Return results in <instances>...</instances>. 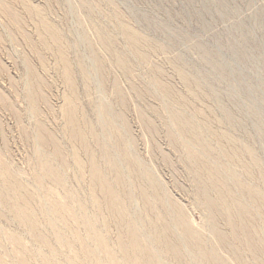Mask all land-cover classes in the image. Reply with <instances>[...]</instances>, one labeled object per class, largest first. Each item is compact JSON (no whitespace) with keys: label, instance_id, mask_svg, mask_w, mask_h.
Instances as JSON below:
<instances>
[{"label":"rangeland","instance_id":"rangeland-1","mask_svg":"<svg viewBox=\"0 0 264 264\" xmlns=\"http://www.w3.org/2000/svg\"><path fill=\"white\" fill-rule=\"evenodd\" d=\"M123 26L140 35L138 46ZM67 101L85 144L69 132ZM202 163L247 209L259 252L244 241L241 215L214 221ZM0 165V264H110L92 240L99 232L123 259L127 226L112 216L94 167L156 264H215L197 256L183 221L215 260L264 264V0H0ZM11 198L35 214L36 233ZM214 227L226 246L215 248Z\"/></svg>","mask_w":264,"mask_h":264},{"label":"bare ground","instance_id":"bare-ground-1","mask_svg":"<svg viewBox=\"0 0 264 264\" xmlns=\"http://www.w3.org/2000/svg\"><path fill=\"white\" fill-rule=\"evenodd\" d=\"M46 27H48V25H46ZM123 30L126 33L127 38L130 40V42L132 44H134V46H138V44L142 41V38L140 37L139 34H137L135 31L131 30L130 28L123 26ZM144 40V39H143ZM142 45V44H141ZM64 58V57H63ZM145 59V58H144ZM147 60V59H146ZM65 116L67 119V125H68V129L69 132L71 134V136H73L74 138H78L81 140V142H83L84 144L86 143L85 141V133H81V131L79 132L76 128L77 125V117H76V108L73 105L72 102L67 101L66 102V106H65ZM176 119V118H175ZM178 120V119H177ZM43 127V126H42ZM41 127V128H42ZM67 127V126H66ZM42 130L45 133H50L49 131H47L44 127L42 128ZM114 130V129H113ZM68 131V130H67ZM52 134H50L51 137ZM53 137V136H52ZM43 138L42 141H44L46 138L43 136L41 137ZM72 138V137H71ZM73 138V139H74ZM54 139V138H53ZM51 140V139H50ZM78 141V140H76ZM44 142H47L46 140ZM207 148V147H206ZM205 149V147H204ZM57 153L60 155L61 150L60 147L57 146ZM56 153V154H57ZM193 153V152H192ZM194 154V153H193ZM58 156V155H57ZM56 156V157H57ZM190 156V155H189ZM193 156V155H192ZM191 156V157H192ZM61 157V156H60ZM59 157V158H60ZM195 157H200V156H195ZM92 158V157H91ZM201 158V157H200ZM197 159V158H196ZM202 159V158H201ZM192 160V159H191ZM46 162V161H45ZM203 162V161H202ZM79 163V161H78ZM195 163V162H194ZM201 162H199L198 164H200ZM2 164V163H1ZM46 164V163H45ZM80 164V163H79ZM4 165V164H3ZM47 165V164H46ZM202 167L201 169L203 170L205 176H206V184H207V190H211L215 195L216 198L214 200L212 199H208L206 201L207 206H208V210L210 212V214L212 215L214 221H216V219L220 218V216L223 214H229L232 216L238 215V216H242V220L241 218H238L237 221L238 223H236V220L234 221V224H238L239 227L242 229V236L244 238L245 243L249 246V248H251L253 251L255 252H259L260 251V244L259 242H257L255 235L253 234L249 224L247 222H244L243 219L248 217V213H247V209L240 204V202H231L230 201V197L232 196L231 193L225 189V182L222 179V176L220 174V172L217 169H213L212 167H208L207 165H204V163L201 164ZM1 166V165H0ZM79 166V165H78ZM93 166V165H92ZM4 170L6 171V173L9 175V177L11 178L13 184L15 186L21 187L22 183L20 184V182H17V180L14 178V176L12 175V173H9V170L5 167L4 165ZM2 169V168H1ZM0 169V170H1ZM47 169V167H46ZM48 172V171H47ZM51 176H53L54 178L58 179L57 176V172H55L53 169H49L48 172ZM103 176V175H102ZM101 176V172L98 168L94 167L93 169V177L95 179V183L98 187L101 188L102 192L108 196L109 198V206H110V212L112 213V216L115 218H119V221L126 225V232L123 234L124 236H126L124 238V236H122L120 238V242H119V247L120 250L122 252L123 255V259H119L118 257H116L114 254H112L108 248V242L105 236H103L100 232L99 233H95L93 234L92 240H96L100 246L101 249L104 253L108 254V261L110 264H156V252L151 250L145 243V241L142 239L137 224L135 222H128L126 220V212L123 211V218H120L121 212L118 211V207H117V203H118V199L116 196L112 195V190H111V186L108 184V182L102 178ZM40 177V176H39ZM43 178V177H40ZM202 179V178H201ZM9 180V179H8ZM204 180V181H205ZM203 182V181H202ZM205 183V182H204ZM241 186V183L238 182ZM237 183V185H238ZM21 185V186H20ZM12 186V184L10 185V187ZM236 186V185H235ZM239 186V185H238ZM244 186V185H243ZM9 187V186H8ZM14 188V186H12ZM248 187V186H247ZM16 188V187H15ZM25 188V186H24ZM205 188V187H204ZM9 189V188H8ZM241 189V187H240ZM248 189V188H247ZM19 190V189H18ZM97 190V189H96ZM10 190H8L9 192ZM11 191L13 192V189H11ZM20 191V190H19ZM244 191V190H243ZM242 191V192H243ZM247 192V190H246ZM250 192H252V190H250ZM11 193V192H10ZM9 193V195H10ZM14 193V192H13ZM17 193V192H15ZM14 193V195H16ZM241 193V192H240ZM242 194V193H241ZM246 194V193H245ZM231 195V196H230ZM247 195V194H246ZM234 196V194H233ZM244 196V195H243ZM252 196V193H251ZM16 197V196H15ZM5 198V197H4ZM106 198V197H104ZM209 198V197H208ZM233 198V197H232ZM236 199V197H234ZM248 198V197H247ZM14 199V198H13ZM18 199V197H17ZM7 200V199H6ZM19 200V199H18ZM234 200V199H232ZM16 201V200H15ZM15 201L11 200L8 202V204L11 206V208L13 210H15L17 218L23 222L24 224H26L34 233H36L38 231V220L35 216V214L33 212L30 211V209L27 206V203H23L24 205L22 206L21 203H16ZM95 206L99 209L101 208V202H99L98 199L93 200ZM108 203V202H107ZM9 206V207H10ZM63 206H60L58 204L54 205V210L57 212V214H60L61 212L63 213L62 208ZM11 209V210H12ZM12 210V212H13ZM53 210V209H52ZM65 210V209H63ZM249 211V210H248ZM65 212V211H64ZM55 213V212H54ZM222 216V218H223ZM240 216V217H241ZM225 217V216H224ZM229 218V217H228ZM83 219V217H82ZM235 219V218H233ZM84 222L85 224L88 225V223H90V221L88 220V217L84 216ZM229 220L232 219L230 218ZM249 220V219H248ZM137 222V221H136ZM230 222V221H229ZM83 223V222H82ZM182 226H184V233L188 236L189 240H191V243L193 246V250L197 253V256H199V258L201 257L202 259H208L211 258L215 264H224L223 262H221L218 258L215 260L216 257H219L218 255L212 254V250H210V248L208 249V247L204 244L203 242V238L200 234L199 231L195 230L194 228H191L190 225L188 224V222H181ZM230 224V223H229ZM251 224V223H250ZM232 225V224H231ZM90 226V225H89ZM238 227V230H239ZM264 227V226H263ZM233 228H235V226L233 225ZM231 229V228H230ZM213 238H214V242H215V248H220L221 246H226L227 243V237L223 234H221L218 229L216 227H214L213 229ZM170 231V230H169ZM264 232V230H263ZM161 231L156 232L157 236L161 239V241L163 242V247L165 246L167 248V252H170L171 254H174L176 257H182L180 254V251L176 248L175 243L172 241L171 235L167 234L162 237L163 235H160ZM257 235V233H255ZM156 236V235H155ZM156 236V237H157ZM14 237V236H13ZM234 237V236H232ZM19 238V237H18ZM18 238H14V242L16 241L17 243L19 242ZM242 238V239H243ZM160 241V240H159ZM22 243V241H20ZM19 242V243H20ZM18 243V244H19ZM81 246H82V251L84 252L85 256H87L89 259H91L93 262H96V260L99 258L98 255V251L94 250L93 248H90L89 245L82 239H80ZM71 244V243H70ZM245 244V245H246ZM21 245V244H20ZM21 247V246H19ZM23 248V247H22ZM21 248V249H22ZM214 248V249H215ZM23 250V249H22ZM26 249H24V253L27 257H33V255L28 251H26ZM221 250V249H220ZM262 250V249H261ZM263 251V250H262ZM195 253V254H196ZM218 254V253H217ZM259 254V253H258ZM257 255V254H256ZM25 257V256H23ZM22 257V258H23ZM256 257V256H255ZM25 259V258H24ZM178 259V258H176ZM234 259V258H233ZM23 260V259H22ZM21 260V261H22ZM28 259H25L23 261V264H32L30 263L31 259H29L30 261H27ZM49 260V258H48ZM45 263V261H44ZM3 264V263H1ZM49 264V263H48ZM61 264V263H60Z\"/></svg>","mask_w":264,"mask_h":264}]
</instances>
